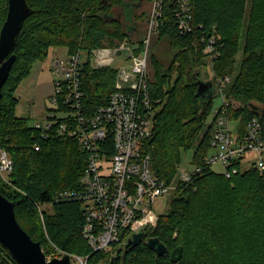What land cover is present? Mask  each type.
Listing matches in <instances>:
<instances>
[{
	"label": "trees",
	"instance_id": "trees-1",
	"mask_svg": "<svg viewBox=\"0 0 264 264\" xmlns=\"http://www.w3.org/2000/svg\"><path fill=\"white\" fill-rule=\"evenodd\" d=\"M161 1L159 35L167 37L177 53L172 65L157 64L150 84L153 99L161 105L146 152L154 169L170 181L183 151L195 148L194 162L200 165L209 152V117L215 97L206 100L197 94L202 81L198 68L206 58L204 39H221L214 72L216 77H232L226 90L231 119L243 128L254 117L264 123V0H190L194 16L190 33L179 29L175 2ZM139 2L27 0L31 12L10 54L15 61L0 101V140L14 160L12 185L2 183L0 192L15 204L19 223L34 241L43 248L48 242L59 251L90 256L89 264H99L106 253L94 252L82 237L81 205L55 200L59 192L77 188L87 154L75 141L43 139L26 118L16 115L15 94L33 64L46 58L51 48L90 54L119 46L133 31L125 25L120 10L129 13ZM8 8L9 0H0V33ZM131 18L130 12L126 21ZM142 50L140 45L137 53ZM116 77L112 67L87 65L83 73L86 106L106 104L115 92ZM46 205L51 211L42 209L40 215L39 207ZM147 236L159 238L169 254L158 257L142 244L119 251L116 264H174L170 254L178 247L183 248V257L176 264H264V173L251 169L231 179L204 173L180 189L168 213ZM0 264H16L1 245Z\"/></svg>",
	"mask_w": 264,
	"mask_h": 264
},
{
	"label": "built area",
	"instance_id": "built-area-1",
	"mask_svg": "<svg viewBox=\"0 0 264 264\" xmlns=\"http://www.w3.org/2000/svg\"><path fill=\"white\" fill-rule=\"evenodd\" d=\"M173 1L178 7L180 31L192 32L194 16L190 0ZM162 10L163 2L154 0L148 41L138 53L128 47L126 56L119 58L126 49L124 46L122 49V44L116 48L103 47L94 51V54L98 52V64L93 53L80 50L72 54L58 48L51 62L54 93L46 122L31 125L43 139L58 137L75 141L87 154V166L77 188L59 192L55 200L81 205L84 217L81 235L94 252H112L121 242L122 233L133 237L157 227L161 214L154 207L158 201L177 194L184 185L195 182L206 172L215 173L212 170L215 165L222 167L220 174L227 179L251 169L264 173V123L254 117L243 128L239 121L231 119V102L226 94L231 76L213 79L218 87L216 94L223 103L210 122L212 135L204 164L195 163L193 155V169L183 167L181 162L170 181L154 169L146 145L153 136L154 118L161 101L153 99L150 90L148 52L150 39L160 32ZM220 40L219 36L203 40L205 53L213 64L220 57ZM118 58L125 62L124 66L114 68L115 92L104 105L86 106L84 69L87 65L112 67ZM35 149L40 150V146L35 145ZM13 172L14 160L0 140V183L12 185ZM89 258L75 255L71 261L89 264ZM114 258L116 255L100 263L110 264Z\"/></svg>",
	"mask_w": 264,
	"mask_h": 264
},
{
	"label": "rangeland",
	"instance_id": "rangeland-1",
	"mask_svg": "<svg viewBox=\"0 0 264 264\" xmlns=\"http://www.w3.org/2000/svg\"><path fill=\"white\" fill-rule=\"evenodd\" d=\"M153 11L154 0H140L137 6L133 7L131 11H129V13L131 12L132 14V18L130 21H126V17L129 14L128 11L125 9L120 10L121 17L123 21H125V25H127V27H132L133 31L130 32V36L127 39H125L119 44H122V49H124L123 46L126 48L120 53L119 58L126 56L125 54L127 53L128 47L134 49L135 51H138L140 45H143V49L146 47V41H148ZM242 47L241 53L237 57L238 61H240L242 57ZM57 49L51 48L49 55L46 58L38 60L33 64L30 76L22 81L15 94V97L18 99L16 115L18 117L26 118L28 120L29 125L33 126L37 123L46 122V117L48 116V107H50V98L54 93V76L51 71V62L54 57V53L57 51ZM97 50L98 49L91 51V54L93 53V58L96 59V62L98 64H100V62H98L100 60L97 54L98 52H96L97 55L94 54V51ZM205 52L206 49H204V54L206 55ZM176 53V49L172 48L170 40L167 37H161L158 34L150 39L148 58L149 73L152 81H154L155 79L157 64L163 65L164 67L172 65ZM119 58L112 65V68L117 69L124 66L125 61ZM126 65L128 64H125V66ZM96 68L102 67L97 65ZM198 71L200 73L202 81H213V79L220 78L215 76L214 64L212 63L211 58L207 55L206 58H204V64L199 66ZM215 89L216 92H218L217 86H215ZM213 102L214 108L209 117V122L212 121L216 114V111L222 106L223 103L222 98L218 93L216 94ZM234 124L235 123H233V125ZM194 152L195 148L189 151H183L182 153V166L189 170L193 169L191 160L194 155ZM212 170L216 173H220L223 171L222 167L219 165L213 166ZM0 185L3 184L0 183ZM176 196L177 194L170 196L168 199L158 201L154 209H156V211L161 214L160 217L168 213L171 202ZM42 209H45L50 212L51 206L46 205L43 206ZM39 214L41 215L40 211ZM40 218L42 220V217ZM131 236V234L122 233L121 242L114 248L112 252L106 253L105 257L107 258V260L112 258L114 255H118L119 251L124 252L127 248L132 247L131 245H129V239ZM43 250L49 261H52L53 259H62L67 255L70 256V258L72 259L73 256L77 255L73 253H68L66 251H59L57 248L52 246L51 243L48 242L45 244ZM107 262L108 263L102 262L99 264H109V261Z\"/></svg>",
	"mask_w": 264,
	"mask_h": 264
},
{
	"label": "water",
	"instance_id": "water-1",
	"mask_svg": "<svg viewBox=\"0 0 264 264\" xmlns=\"http://www.w3.org/2000/svg\"><path fill=\"white\" fill-rule=\"evenodd\" d=\"M31 10L27 0H9L7 20L0 33V101L3 89L9 79L15 56L10 55L15 47L22 25ZM199 96L210 100L216 96V89L212 81L199 83ZM145 244L158 257L169 254L167 246L157 237H148L146 231L133 235L129 245L138 247ZM0 245L6 249L16 264H73L70 256L49 261L44 253L41 242H36L23 229L15 211V204L0 192ZM183 248L178 247L170 254L171 262L176 264L182 260ZM110 264H116L112 259Z\"/></svg>",
	"mask_w": 264,
	"mask_h": 264
},
{
	"label": "crops",
	"instance_id": "crops-1",
	"mask_svg": "<svg viewBox=\"0 0 264 264\" xmlns=\"http://www.w3.org/2000/svg\"><path fill=\"white\" fill-rule=\"evenodd\" d=\"M213 82V81H212Z\"/></svg>",
	"mask_w": 264,
	"mask_h": 264
}]
</instances>
